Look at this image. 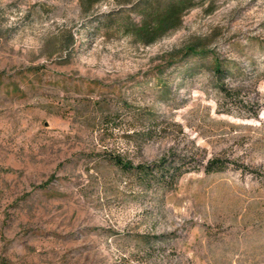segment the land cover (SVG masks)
<instances>
[{
    "label": "rangeland",
    "instance_id": "1",
    "mask_svg": "<svg viewBox=\"0 0 264 264\" xmlns=\"http://www.w3.org/2000/svg\"><path fill=\"white\" fill-rule=\"evenodd\" d=\"M120 9L0 0V264H264V0L149 45ZM170 152L198 167L172 189L111 160Z\"/></svg>",
    "mask_w": 264,
    "mask_h": 264
},
{
    "label": "trees",
    "instance_id": "2",
    "mask_svg": "<svg viewBox=\"0 0 264 264\" xmlns=\"http://www.w3.org/2000/svg\"><path fill=\"white\" fill-rule=\"evenodd\" d=\"M85 10L106 0H79ZM123 11L128 8L140 16L139 22L128 18L121 27L135 41L152 44L182 26L185 14L197 5V0H115ZM128 6V7H126ZM197 45H189L187 50L196 52ZM199 48L201 46L199 45ZM202 50V49H200ZM217 68L216 70H218ZM111 160L120 167L132 172L139 184L144 188L157 186L172 189L181 176L198 169L191 161L177 156L174 152L167 153L157 160L145 163H133L121 154L111 155ZM226 167L225 161L219 158L211 159L204 170L206 172L221 171Z\"/></svg>",
    "mask_w": 264,
    "mask_h": 264
}]
</instances>
